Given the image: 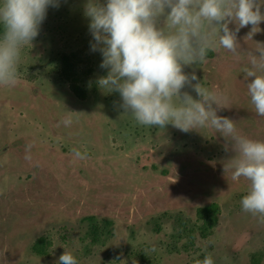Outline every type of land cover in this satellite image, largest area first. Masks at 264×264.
Listing matches in <instances>:
<instances>
[{
	"label": "rangeland",
	"instance_id": "obj_1",
	"mask_svg": "<svg viewBox=\"0 0 264 264\" xmlns=\"http://www.w3.org/2000/svg\"><path fill=\"white\" fill-rule=\"evenodd\" d=\"M86 2L49 7L22 50L18 83L0 85V264H57L65 251L78 264H195L209 254L215 264H264V223L240 204L249 182L225 172L236 155L230 142L212 127L160 129L122 115L119 93L97 85L108 70L91 49ZM251 28L237 33L239 58L219 48L183 70L223 93L217 115L233 120L240 135L264 140V117L247 90L254 77L244 73L246 52L264 44V21L249 39ZM74 52L84 59L75 68L84 100L62 74L63 55ZM182 91L198 99L191 87ZM212 203L217 223L203 237L196 210ZM42 236L46 255L32 250Z\"/></svg>",
	"mask_w": 264,
	"mask_h": 264
},
{
	"label": "clouds",
	"instance_id": "obj_2",
	"mask_svg": "<svg viewBox=\"0 0 264 264\" xmlns=\"http://www.w3.org/2000/svg\"><path fill=\"white\" fill-rule=\"evenodd\" d=\"M262 4L264 0H87L84 14L90 21L91 49L102 54L100 67L108 70L97 85L105 93H119L122 115H130L141 126L163 129L172 124L183 132L212 127L219 132L236 153L225 162V172L231 170L234 180L249 182L241 209L264 223V140L240 135L233 120L217 115L214 105L225 107L223 93L205 87L195 72L183 70L202 65L208 53L219 48L239 58L237 33L251 25L246 38L252 39L261 30ZM59 5L60 0H0V85L18 83L22 50L39 35L49 7ZM255 44L254 52H246L249 66L244 73L254 77L247 84L248 95L256 114L264 117V44ZM186 87L198 99L182 91ZM63 123L71 125V117ZM57 264L78 260L65 251ZM195 264L215 260L209 254Z\"/></svg>",
	"mask_w": 264,
	"mask_h": 264
},
{
	"label": "trees",
	"instance_id": "obj_3",
	"mask_svg": "<svg viewBox=\"0 0 264 264\" xmlns=\"http://www.w3.org/2000/svg\"><path fill=\"white\" fill-rule=\"evenodd\" d=\"M2 33L3 27L0 26V35H2ZM211 54L212 52L210 51L208 53V57H210ZM83 61V57L80 53L77 52L63 55L61 59L62 74L65 79L70 80L71 91L75 94V96H77V98L81 100H84L86 98V91L81 85L76 82L75 68L79 63H82ZM218 211V206L215 203L197 208L196 216L198 220L202 221L201 234L203 237L209 236L212 229L216 226ZM49 244L50 242L46 237H39L34 242L32 250L38 255H46ZM255 261L257 264L260 263L259 259H255Z\"/></svg>",
	"mask_w": 264,
	"mask_h": 264
}]
</instances>
